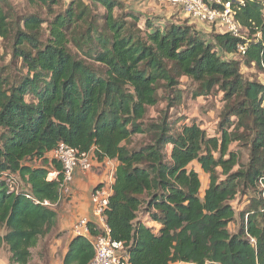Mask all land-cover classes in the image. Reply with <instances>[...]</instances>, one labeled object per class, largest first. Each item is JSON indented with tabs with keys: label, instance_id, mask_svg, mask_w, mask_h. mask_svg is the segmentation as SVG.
Here are the masks:
<instances>
[{
	"label": "trees",
	"instance_id": "1",
	"mask_svg": "<svg viewBox=\"0 0 264 264\" xmlns=\"http://www.w3.org/2000/svg\"><path fill=\"white\" fill-rule=\"evenodd\" d=\"M26 1L33 12L18 14L0 0V41L9 49L0 68V245L8 264H31V250L53 233L61 165L49 154L58 143L115 162L103 215L129 263L264 264V83L240 69L264 77L263 2L231 5L245 36L213 28L206 38L186 21L160 22L120 0ZM183 77L197 85L193 99L221 94L213 136L172 117ZM161 100L165 110L147 122ZM137 136L144 140L134 143ZM192 163L209 178L201 197ZM9 177L22 184L17 191ZM93 255L89 238L75 235L62 264H88Z\"/></svg>",
	"mask_w": 264,
	"mask_h": 264
},
{
	"label": "built area",
	"instance_id": "2",
	"mask_svg": "<svg viewBox=\"0 0 264 264\" xmlns=\"http://www.w3.org/2000/svg\"><path fill=\"white\" fill-rule=\"evenodd\" d=\"M158 5L179 9L189 21L206 24L216 29L218 33H229L238 37L240 27L234 20L231 12L233 2L242 3L241 0H153ZM243 52V47L238 48ZM49 157L56 160L61 165V181L59 183L58 204L66 201L71 196V185L74 173L80 171L89 172L97 160L94 159L92 151L78 153L64 143H58ZM104 166L109 167L107 179L95 186L90 194L91 209L89 218H81L72 227L75 235L88 237L94 255L88 264H131L127 260L124 245L121 242L113 241L110 238L109 230L103 215L111 195V186L115 171V162L103 160ZM56 177V173L48 175V179ZM10 191H17L18 179L9 177L6 180ZM89 224L97 233L96 236L89 237Z\"/></svg>",
	"mask_w": 264,
	"mask_h": 264
},
{
	"label": "rangeland",
	"instance_id": "3",
	"mask_svg": "<svg viewBox=\"0 0 264 264\" xmlns=\"http://www.w3.org/2000/svg\"><path fill=\"white\" fill-rule=\"evenodd\" d=\"M9 1L11 2L15 10L18 12V14L33 12V9L29 6L26 0H9ZM62 1L66 3L69 0H62ZM120 1L123 2L125 6L135 10L136 12H139L146 16L154 17L155 12L152 13V11L149 8L144 9V7L140 5L144 3V0H120ZM261 1L264 4V0H261ZM152 2L154 3L156 7L161 6L155 3L153 0ZM166 7L168 8V6ZM178 21L182 22V20H178ZM184 21L185 20H183V22ZM191 25H193L196 28L194 23H192ZM196 25H199V24H196ZM202 25L206 29L205 30L203 27L202 33L204 34L206 38H208L210 35V32H212L214 29L213 27H210L209 25H206V24H202ZM240 35L245 36V31L241 30L239 33V36ZM7 45L8 44H5L0 41V68L7 66V64L9 63V49ZM229 57H232V56H229ZM235 58H238V57H235ZM240 69H241L243 78L245 80L264 83L263 75L254 67L246 68L244 66H241ZM179 83H180V89L183 91L182 103L176 108L170 110L172 117L177 118L179 116H182L185 118V120L189 122L193 121L197 125H199L200 128L205 130L208 135L213 136L215 134L216 126L219 123L220 114L224 106V102L222 101L221 94H218V93L211 94L208 97H199V98L193 99L192 90H194L197 87V85L191 83L189 80H187L184 77L179 80ZM159 95H160V98L162 99L163 96H162L161 91L159 92ZM165 107H166V102L161 100L157 106H155L154 108H149L146 114V121L148 122V121H153L157 119L161 115V113L165 110ZM143 140H144L143 137L137 136L134 139V143H139V142H142ZM235 145L236 144H232L231 149L233 148L235 150L238 149V146L236 145L235 147ZM246 155H247L246 151L242 150L241 155H240V159L242 162L245 161ZM98 164L104 166L102 163L96 162L89 172H91L95 168V166H97ZM189 168H191L198 174L199 181L201 184L200 191H199V194L201 197L203 195L204 190L208 186V182H209L208 175L204 174L196 163H192L189 166ZM21 185L22 184L18 182L19 188ZM243 201H244L243 198L237 197L232 202V204L234 205L237 211L241 209L243 205ZM230 229L231 231L234 230L233 227H230ZM55 237H57L56 234L52 233L48 237L46 238L44 237L46 239V242H44V239H41L38 241L36 247H34L31 250V264H48V261L50 260H48L47 252L51 245L50 240L56 239ZM63 246L64 245H56L54 247L55 249H59V252H61ZM0 264H8V254L3 245H0Z\"/></svg>",
	"mask_w": 264,
	"mask_h": 264
},
{
	"label": "crops",
	"instance_id": "4",
	"mask_svg": "<svg viewBox=\"0 0 264 264\" xmlns=\"http://www.w3.org/2000/svg\"><path fill=\"white\" fill-rule=\"evenodd\" d=\"M140 5L143 6L144 9L149 8L152 13L155 12L154 17L159 18L160 22H171L178 24L185 20L188 22V24L194 23L196 30L200 32L203 30V25H196L198 23L188 21L189 19L183 13H181L179 9L172 7L167 8L163 5L156 7L152 0H144V3ZM178 20H182V22H179ZM108 172V166H102L98 164L91 172L83 173L76 171L74 173V178L71 185V196L69 200L62 202L58 204L57 207H55L57 217L53 234H56L57 237H55L56 239L50 240L51 245L47 252L48 260H50L48 261V264H62V258L65 253L66 246L71 238L75 236V234L72 232V227L77 222V220L90 217L91 191L94 186L104 182L107 179ZM45 238H43L44 242H46ZM56 245H64L61 252H59V249H55L54 246Z\"/></svg>",
	"mask_w": 264,
	"mask_h": 264
}]
</instances>
